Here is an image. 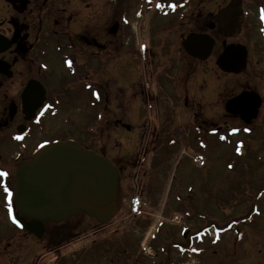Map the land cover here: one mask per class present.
<instances>
[{"label":"flooded vegetation","instance_id":"flooded-vegetation-1","mask_svg":"<svg viewBox=\"0 0 264 264\" xmlns=\"http://www.w3.org/2000/svg\"><path fill=\"white\" fill-rule=\"evenodd\" d=\"M62 1L0 0V173H7L0 176V264H27V242L39 240L11 221L15 216L18 222L29 223L13 202L18 168L26 164L40 146L56 141H73L93 150L87 135L102 130L101 125L108 120L105 109L117 102L110 98L109 88L103 82V73L109 64L105 39L80 37L75 41L64 31L50 33L39 29L35 36L28 35L27 12L36 11L37 28H40L38 24L43 23L52 6ZM206 3L209 6H205ZM147 4L145 9L140 8L139 38L128 52L129 57L147 52L150 68L149 85L131 87L135 109L142 110L150 105L153 117V124L147 129L142 125L138 137L152 147L162 142L163 148L166 141L192 136L196 130L202 137L214 139L224 131L221 119L222 123L232 126L229 136L244 135L249 139L258 130L264 136V127L256 126L261 118L264 121V0H148ZM91 5L92 0H88L86 8ZM146 13L151 21L147 32L141 33V26L147 25ZM119 29L123 31V40L132 33L130 22ZM165 31L171 35L181 34L173 40L171 53H167L165 44L158 41L161 47L156 48L151 41L161 39L160 34ZM190 35L198 37L192 45L195 52L199 51L198 55H204L206 43H211L207 58L200 59L186 52L183 43ZM123 45L126 42L120 40L118 52L121 53ZM118 65L122 70L124 60ZM205 69L211 71L212 77L200 80L198 72L204 73ZM188 79L193 82L190 87L186 85ZM29 82H37L43 89L38 87L36 92L44 93L42 105L30 120L29 104L37 103L40 95L24 96ZM114 89L120 92L119 89L125 88L117 86ZM204 89L208 95L203 94ZM209 94L213 100L209 110L213 118L204 119L196 126L193 124L196 122L189 123L190 115L186 111L189 96L195 95L203 101ZM118 96L123 98L121 92ZM239 97H242V107L249 109L242 108L245 116L226 110V104ZM122 104L121 100L120 111ZM194 105L198 110L203 107L200 102ZM255 107L256 116L247 120ZM80 108L85 110L86 124H93L96 132L78 127L79 120L73 114ZM135 119H141L137 113ZM166 124L173 128L162 135L161 126ZM36 135L41 140L37 141ZM101 150L97 154L105 157V150ZM5 187L12 194L10 198ZM48 225L52 224H43V235ZM50 231L47 230L50 237L43 249L51 250L53 244L58 250L70 246L72 229L62 227ZM52 250L50 253L58 251ZM33 260V264H39L38 256Z\"/></svg>","mask_w":264,"mask_h":264},{"label":"rangeland","instance_id":"rangeland-1","mask_svg":"<svg viewBox=\"0 0 264 264\" xmlns=\"http://www.w3.org/2000/svg\"><path fill=\"white\" fill-rule=\"evenodd\" d=\"M87 2L63 0L53 3L51 12L47 13L43 23L38 24L40 28H37L36 11L30 9L26 18L27 33L33 37L39 30L64 31L75 41L80 37L107 41L109 64L103 73V82L109 88L110 98L118 103L114 101L105 109L108 120L101 125V131L96 132L93 124H86L83 108L74 111L73 117L79 120V128L87 127L89 132H96L87 135L93 151L105 150V158L118 169L121 205L113 220L104 226L85 214L76 215L61 225H48L41 239L28 240L27 264H33L36 256L39 264H264V136L259 130L249 139L244 135L229 136L232 126L222 123L221 119L220 126L224 131L216 140L202 137L196 130L192 136L166 141L164 148L162 142H156L155 150L146 141L145 164L139 177L135 166L138 150L145 142L138 137V132L142 125L147 129L153 124V117L150 105L142 110L135 109L131 87L136 84L147 87L150 68L147 52L130 57L128 52L139 36L133 17L142 14L141 9L149 5L146 4L148 0H107L106 3L92 0L90 8H86ZM204 5L209 6V3ZM146 16L147 25L141 26V33L147 30L151 21L149 13ZM115 22L120 26L131 23L132 33L125 40L120 29L115 35L109 34V28ZM141 22L139 19L136 24ZM180 36V33L171 35L165 31V34L161 32V39L151 41L156 48L161 47L160 41L165 44L167 53H171L173 40ZM120 40L126 42L120 47L121 53L116 49ZM122 59L124 67L119 70ZM198 74L200 80L212 77L208 69ZM192 84L188 79L186 85ZM117 86L125 88L119 89L123 98H119L120 92L114 89ZM206 91L204 89L203 94L208 95ZM188 99L189 123L196 122L193 123L196 126L204 119L213 118L209 111L213 102L210 94L203 101L195 95ZM197 102L203 105L200 110L194 105ZM122 113L123 118H120ZM136 113L141 119H135ZM256 126L264 127L262 118ZM191 127H188L190 131ZM172 128L173 125H163L160 134H167ZM35 138L41 140L38 135ZM239 143L244 151L242 155ZM197 159L201 160L200 166L194 162ZM135 185L142 187L149 215L128 218V199L134 193ZM175 217H178V223L172 221ZM62 227L74 232L70 246L58 250L53 244L58 251L51 253L53 248L43 249L50 237L47 230L52 232Z\"/></svg>","mask_w":264,"mask_h":264},{"label":"water","instance_id":"water-1","mask_svg":"<svg viewBox=\"0 0 264 264\" xmlns=\"http://www.w3.org/2000/svg\"><path fill=\"white\" fill-rule=\"evenodd\" d=\"M117 29L116 24L109 29V34L114 35ZM197 38L188 36L183 47L189 55L205 59L211 43H206L204 55H198L199 51L195 52L192 47ZM38 85L29 82L24 92L28 98L32 94L40 95L37 103L29 104V120L44 100V93L36 92L38 87L43 89ZM241 98L228 102L226 110L245 116L242 108L249 109L242 107ZM255 116L256 107L247 120ZM13 202L30 222L23 224L13 219L22 230L36 238H41L44 223H64L83 213L104 225L115 216L121 203L119 174L109 161L93 151L71 141L55 142L45 145L28 163L18 168Z\"/></svg>","mask_w":264,"mask_h":264},{"label":"snow or ice","instance_id":"snow-or-ice-1","mask_svg":"<svg viewBox=\"0 0 264 264\" xmlns=\"http://www.w3.org/2000/svg\"><path fill=\"white\" fill-rule=\"evenodd\" d=\"M6 175H7V173H0V176H6ZM5 192H7L8 196L10 198L12 194L6 187H5Z\"/></svg>","mask_w":264,"mask_h":264}]
</instances>
